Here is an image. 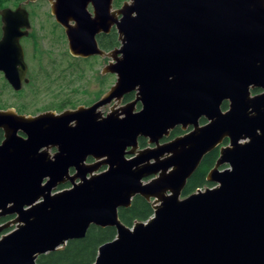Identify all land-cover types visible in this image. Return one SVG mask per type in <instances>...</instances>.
Segmentation results:
<instances>
[{"label":"water","instance_id":"water-1","mask_svg":"<svg viewBox=\"0 0 264 264\" xmlns=\"http://www.w3.org/2000/svg\"><path fill=\"white\" fill-rule=\"evenodd\" d=\"M0 16V72L19 90L26 13L20 5ZM76 20L66 29L70 54L110 57L103 73L116 81L88 108L37 116L0 110V219L11 218L0 234L15 226L0 235V264H37L90 226L115 229L92 264H264V0H129L110 13L109 26L101 15ZM112 27L120 46L104 54L94 37ZM249 88L263 93L251 97ZM131 92L134 99L117 108ZM112 101L102 118L97 108ZM178 125L193 130L159 144ZM139 137L155 147L136 151ZM225 139L206 177L216 186L182 197ZM87 157L94 162L85 164ZM136 196L153 213L127 227L118 210Z\"/></svg>","mask_w":264,"mask_h":264},{"label":"flooded vegetation","instance_id":"flooded-vegetation-1","mask_svg":"<svg viewBox=\"0 0 264 264\" xmlns=\"http://www.w3.org/2000/svg\"><path fill=\"white\" fill-rule=\"evenodd\" d=\"M26 1L28 0H21L20 2L17 3V5L14 8L4 7L14 10L15 8L21 5L26 13L28 28L20 29L21 31L26 32V35L21 37L19 40L20 46L23 51V60L26 65V73L24 76V80H22L21 82L20 89L14 90L13 87L5 79L4 74L0 72V79L4 81L6 88L10 91L11 98L19 100V106L17 105H13L9 107L0 106V110L12 109L18 115L37 116L39 114L46 112H51L54 113L55 115H59L65 111L76 110L78 107L88 108L92 106L106 92L109 91L110 87L116 81V75L103 73L104 68L110 63L111 59L108 56H100L99 54L92 55L87 58L72 56L69 52V42L66 35V29L70 27L74 28L77 25L76 18H80L83 20L86 19L93 20L98 18L100 15L102 18L101 25H103V27H106V25L109 26L110 13L111 12L114 13L115 11L119 10L124 5V3L129 0H112L111 7L109 0H67L68 2L65 1L57 2V0H52V3H54L55 7L57 8L56 13L52 11L51 3L48 0H37L35 2H29L28 4H24V2ZM36 5L42 6L41 7L42 9H40L39 11L32 10L33 7ZM55 14L58 15L63 20L62 21L58 20ZM116 18L120 19L121 16L117 15ZM14 22H16V20H14ZM2 25L3 23L0 16V38L2 35V29H1ZM98 25L99 23L96 24V26ZM108 30L109 31L101 30L98 33H96L94 37L98 50L103 52L104 54H108L109 52H111L116 48H119L120 46L118 34L116 33L115 28L112 27L111 29ZM112 34H115L116 37V42L114 45H111L110 42ZM36 36H44L43 38H45L48 41L47 44L49 46H53V48L57 46L58 47L65 46L66 49L59 54V57L57 59L47 57V53L41 52V50H39L38 48L39 41L40 43H43L44 41L43 40L38 41V39H36ZM43 55L45 57H43ZM99 65L101 66V68L98 72H96V69ZM86 73L90 74L89 79L88 78L84 79ZM110 76L115 77V81L112 85H109V81H108ZM25 80L27 81L25 82ZM79 81L88 83L89 89L79 88L78 87ZM55 84H56L55 86L56 90L54 91L49 90L52 89L51 86ZM90 86H92L94 90H90ZM26 89H29V91L25 96L22 97V100H20L21 99L19 97L20 94L22 95V92L24 93ZM41 89L46 90L44 92V95L41 96L42 101H40L41 100L40 98L38 100V98H36L35 96V93ZM249 93L250 96L253 97L262 94L263 91L260 89L249 88ZM78 94H82L88 97L91 96V98L86 101H82L78 103L77 102ZM134 97H135V92H131L123 96L120 104L117 105V108L132 101ZM37 101L39 102V108L35 109V107H33L34 106L33 104L37 103ZM114 103L115 101H112L109 104L97 108V111L100 113L102 118H104L108 113H110V109L113 107ZM105 107L109 109L108 112L104 111ZM32 108L35 111H31ZM228 108H229V101L228 100L223 101L220 105V110L222 112H225L228 110ZM140 109L141 106L140 103L138 102L134 107V112H138ZM206 123L207 121L203 117L198 119L199 126H203ZM192 130H193L192 126H186V128L183 129L181 125H178L169 131L168 136L163 137L161 140H159V144H164L169 141H172L175 138L181 137ZM18 135L21 136L22 138H26V136L21 132H18ZM3 139H4V133L3 131L0 130V144L2 143ZM228 144H229L228 139H225L220 145H218L213 150V151L215 150L217 151V157L213 165L209 169V171L215 167L216 160L219 157L220 148L228 146ZM154 147L155 145L149 143L148 138L139 137L137 139L136 151L147 148H154ZM43 150L44 148L40 149V152ZM127 150H130V148H127ZM57 152H58L57 148L51 147L48 149L47 153L50 158H53L54 154ZM210 153H208L207 155H209ZM125 157L130 158L131 155H125ZM93 162L94 159H92L91 157H87L86 160L84 161L85 164H91ZM227 167H228L227 165L223 164L219 166L218 169L223 170L226 169ZM103 170H105V167H101L94 174L100 173ZM75 172L76 171L74 170L73 167L69 168V175H73ZM207 174L205 176V184H203L201 188H196L195 191L204 190L205 188H213L216 186L215 184L210 183L206 180ZM152 177H149L148 179ZM70 187L71 184L66 183L64 185L58 186L52 192L62 191ZM136 197H140V196H136ZM147 203L151 205V202H147ZM121 209H127V208H121Z\"/></svg>","mask_w":264,"mask_h":264},{"label":"trees","instance_id":"trees-1","mask_svg":"<svg viewBox=\"0 0 264 264\" xmlns=\"http://www.w3.org/2000/svg\"><path fill=\"white\" fill-rule=\"evenodd\" d=\"M0 0V5H1ZM111 45L116 42L115 34L111 35ZM217 157V151L205 156L198 169L188 180L182 196H187L201 188L205 184V176ZM152 215V208L149 203L140 197H135L129 208L121 209L118 212L119 220L128 227L134 221H146ZM10 220L1 219L0 223ZM115 237L114 228H99L90 226L82 239L69 241L62 249L39 256L37 264H92L96 258L98 247L111 241Z\"/></svg>","mask_w":264,"mask_h":264},{"label":"rangeland","instance_id":"rangeland-1","mask_svg":"<svg viewBox=\"0 0 264 264\" xmlns=\"http://www.w3.org/2000/svg\"><path fill=\"white\" fill-rule=\"evenodd\" d=\"M20 1L21 0H2L1 1V5H0V9H2L4 7L14 8L17 5V3L20 2ZM41 7L42 6H40V5H36V6L33 7V9L32 8L31 9L35 10V11H39L40 9H42ZM43 37L44 36H36V39H38V41L39 40H43L44 41L43 43H40V41H39V47H38L39 50H41V52H43V53H47V57L57 59L59 57V54L62 53L66 49L65 46H62V47H60V46L58 47L57 46V47L53 48V46H49L47 44L48 41L45 38H43ZM50 42H52V41H50ZM47 49H50V50H47ZM43 57H45V56L43 55ZM100 68H101V66L99 65L97 67V69H96V72H98L100 70ZM87 78L88 79L90 78V74L89 73L85 74V78L84 79H87ZM108 81H109V85H112L114 83V81H115V77H111L110 76ZM55 86H56V84L52 85L51 86L52 89H49V90H52V91L56 90ZM36 87H37V84H36ZM78 87L79 88H83V89L84 88L89 89L88 83L82 82V81L78 82ZM49 90H47V91H49ZM90 90H94L92 88V86H90ZM28 91H29V89H26L24 91V93L22 92V95L20 94V96H19L21 98L20 100H22V97L25 96ZM45 91H46L45 89L38 90L35 93L36 98H38V100L40 98L41 99L40 101H42V97L41 96L44 95ZM90 98H91V96L88 97V96H85V95H82V94H78L77 95V102L79 103V102H82V101H86V100H88ZM13 105L19 106V100L11 98L10 91L6 88V85H5L4 81H2L0 79V106L1 107H5V106L9 107V106H13ZM33 105H34L33 107H35V109L39 108V102L38 101H37V103H34ZM31 111H35V110H33V108H32ZM104 111L108 112L109 109L107 107H105ZM0 224H2V223H0ZM14 228H15L14 225H9L8 229H6L3 232H1L0 235H4L7 232H10Z\"/></svg>","mask_w":264,"mask_h":264}]
</instances>
